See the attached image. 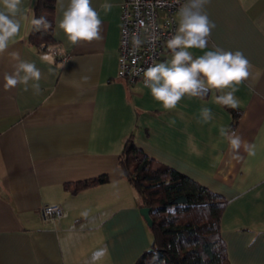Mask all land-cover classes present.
I'll use <instances>...</instances> for the list:
<instances>
[{
    "label": "crops",
    "instance_id": "0c3cea01",
    "mask_svg": "<svg viewBox=\"0 0 264 264\" xmlns=\"http://www.w3.org/2000/svg\"><path fill=\"white\" fill-rule=\"evenodd\" d=\"M124 1L92 0L102 39L74 46L56 27V0V63L48 64L40 60L48 51L27 42L35 0H24L28 19L0 57V264H90L105 247L95 264H133L149 248L151 233L118 164L130 134L145 153L224 197L219 229L231 264H264V0H207L202 12L215 27L206 49L190 50L194 57L240 50L249 60L250 76L235 94L241 115L232 128V113L213 102L211 91L185 96L166 111L144 85L117 78ZM104 3L112 5L110 12ZM174 15L178 27L179 11ZM13 51L40 70L38 94L23 84L3 87ZM170 58L168 52L160 62ZM204 107L213 113L208 123L201 120ZM221 126L236 130L255 154L241 148V159H233ZM98 175L107 180L76 193L64 188ZM53 204L62 215L44 218L39 210Z\"/></svg>",
    "mask_w": 264,
    "mask_h": 264
},
{
    "label": "clouds",
    "instance_id": "9594fccd",
    "mask_svg": "<svg viewBox=\"0 0 264 264\" xmlns=\"http://www.w3.org/2000/svg\"><path fill=\"white\" fill-rule=\"evenodd\" d=\"M207 0H188L179 10L180 21L175 34L166 41L171 58L158 62L143 70L144 87L150 90L152 98L166 111L174 110L185 97H205L212 92L215 104L231 109H238L240 101L235 95L239 85L250 76V62L240 50L235 52L215 49L205 51L202 55L193 56L191 49H206L209 37L215 24L210 22L206 13L202 12ZM24 0H0V57L9 47L17 42L23 19H28L23 11ZM57 10L61 13L56 27L72 45H81L102 39L103 21L100 13L92 6V0H57ZM105 13L110 12L112 5H101ZM33 31L47 32L52 25L41 16L36 18L32 13L28 20ZM155 37L153 43H155ZM135 43L139 45L140 40ZM14 61L13 71L3 74V87L6 90L19 84L29 86L35 93L40 92L41 72L35 63L21 58L18 52L9 53ZM40 60L48 64L56 63L54 55L49 51L40 56ZM61 68L64 67L62 63ZM84 79H87L85 77ZM29 81H35L29 85ZM217 93H219L217 95ZM201 120L208 123L213 119L210 108L200 111ZM175 123V121H171ZM221 137L227 139L233 153V159H241L239 150L243 148L249 155H254L252 145L242 140L236 130L221 126ZM87 217V211L82 213ZM107 254V248L93 253L90 264H95Z\"/></svg>",
    "mask_w": 264,
    "mask_h": 264
},
{
    "label": "trees",
    "instance_id": "16d2710c",
    "mask_svg": "<svg viewBox=\"0 0 264 264\" xmlns=\"http://www.w3.org/2000/svg\"><path fill=\"white\" fill-rule=\"evenodd\" d=\"M33 10L36 18L44 16L52 27L47 32L30 31L27 42L47 52L58 43L53 23L56 0H35ZM225 108L232 113V128L241 110ZM122 145L118 164L141 205L150 208L152 219L149 248L133 264H231L219 229L224 197L145 153L132 134ZM106 180V175H98L63 185L76 193Z\"/></svg>",
    "mask_w": 264,
    "mask_h": 264
},
{
    "label": "built area",
    "instance_id": "2783aa9c",
    "mask_svg": "<svg viewBox=\"0 0 264 264\" xmlns=\"http://www.w3.org/2000/svg\"><path fill=\"white\" fill-rule=\"evenodd\" d=\"M188 0H125L120 13L117 78L128 85H144L143 70L167 55V39L175 34V12ZM155 43H153V38ZM141 43L137 45L136 40ZM59 205L39 210L44 218L60 217Z\"/></svg>",
    "mask_w": 264,
    "mask_h": 264
},
{
    "label": "water",
    "instance_id": "95a60500",
    "mask_svg": "<svg viewBox=\"0 0 264 264\" xmlns=\"http://www.w3.org/2000/svg\"><path fill=\"white\" fill-rule=\"evenodd\" d=\"M139 211H140L141 215L143 216L144 220L146 221L148 227L151 226L152 219H150L151 217L149 214L150 208L147 206H141Z\"/></svg>",
    "mask_w": 264,
    "mask_h": 264
}]
</instances>
